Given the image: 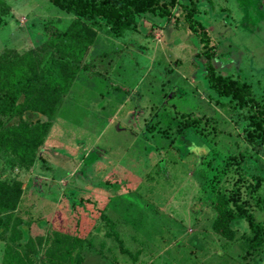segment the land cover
Masks as SVG:
<instances>
[{"label": "rangeland", "instance_id": "rangeland-1", "mask_svg": "<svg viewBox=\"0 0 264 264\" xmlns=\"http://www.w3.org/2000/svg\"><path fill=\"white\" fill-rule=\"evenodd\" d=\"M177 1L122 36L89 20L97 37L54 109L0 116L21 141L0 147V264L7 247L24 264H264V142L247 137L250 110L205 80L209 63L264 104V0ZM74 19L48 0H0V57L33 52L39 72ZM221 195L231 239L212 227ZM237 206L261 226L258 246Z\"/></svg>", "mask_w": 264, "mask_h": 264}, {"label": "trees", "instance_id": "trees-1", "mask_svg": "<svg viewBox=\"0 0 264 264\" xmlns=\"http://www.w3.org/2000/svg\"><path fill=\"white\" fill-rule=\"evenodd\" d=\"M51 5L66 14L72 15L75 19L63 31H56L54 39L47 42L41 49L50 51L55 49L54 55L44 62L43 68L36 72L32 68V54L27 52L8 62L7 58L0 57V116L9 118L19 115V108L35 106L36 110L48 113L54 109L59 97L63 94V89L70 81L74 69L80 66V61L92 46L97 37L96 31L89 26L99 19L108 26V33L112 36H122L129 29H136L139 17L152 15L159 19H170L172 10L178 6L177 0H48ZM178 4V5H177ZM181 5V3H180ZM183 20L187 29L199 38L202 48L213 51L210 46L211 39L207 31L199 22L194 20L196 8H186ZM88 20V21H87ZM213 47V48H212ZM205 58H211L207 51H204ZM31 61V62H30ZM25 65V68L23 67ZM205 80L210 90L214 91L220 98H229L238 107H247L251 115L249 116V130L247 137L254 141L264 142V104L260 105L253 97L248 84L232 79L228 76L218 74L213 66L206 64ZM67 83V84H66ZM27 92L25 103L17 104L19 97ZM31 98L35 100L31 102ZM2 125L0 124V127ZM34 142H39L42 131L34 128L31 131ZM20 143L10 129L0 130V147L6 145L13 149H18L15 143ZM16 148V149H15ZM228 200L221 195L214 205L216 217L212 227L220 235L232 238L233 231L230 222L233 214L227 209ZM238 217L244 220L250 231L255 236L254 246L263 242L262 229L245 210L236 207ZM105 219V216L103 217ZM118 244H122L117 237ZM3 264H24L22 257L6 248Z\"/></svg>", "mask_w": 264, "mask_h": 264}]
</instances>
